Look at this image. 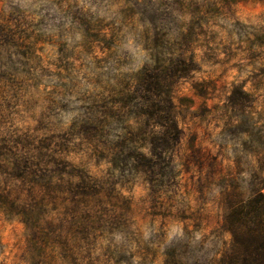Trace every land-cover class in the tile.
<instances>
[{
	"label": "clouds",
	"instance_id": "clouds-1",
	"mask_svg": "<svg viewBox=\"0 0 264 264\" xmlns=\"http://www.w3.org/2000/svg\"><path fill=\"white\" fill-rule=\"evenodd\" d=\"M0 264H264V0H0Z\"/></svg>",
	"mask_w": 264,
	"mask_h": 264
}]
</instances>
